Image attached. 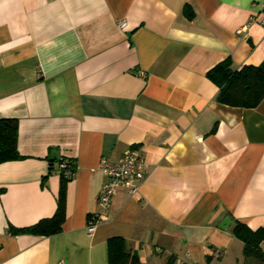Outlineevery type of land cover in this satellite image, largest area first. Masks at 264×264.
I'll use <instances>...</instances> for the list:
<instances>
[{"label":"crops","instance_id":"crops-1","mask_svg":"<svg viewBox=\"0 0 264 264\" xmlns=\"http://www.w3.org/2000/svg\"><path fill=\"white\" fill-rule=\"evenodd\" d=\"M263 61L264 0H0V119L22 157L0 164V264H109L115 237L143 264H258L233 228H264V100L220 104L207 74ZM132 148L140 191L89 235L100 160ZM62 190L58 234L12 231L53 218Z\"/></svg>","mask_w":264,"mask_h":264},{"label":"trees","instance_id":"trees-1","mask_svg":"<svg viewBox=\"0 0 264 264\" xmlns=\"http://www.w3.org/2000/svg\"><path fill=\"white\" fill-rule=\"evenodd\" d=\"M208 78L220 89L217 101L220 104L255 109L264 100V61L258 66H244L240 70L231 69L229 62L217 65L207 74ZM19 124L16 119H0V164L19 160ZM66 180V179H64ZM66 219L65 191H61L59 207L51 219L40 221L27 229H12L14 233H32L52 236L61 231ZM234 236L243 242V255L246 259H256L264 264V228L251 229L243 222H236ZM109 264H143L139 256L128 249L127 242L121 237L108 241Z\"/></svg>","mask_w":264,"mask_h":264},{"label":"built area","instance_id":"built-area-1","mask_svg":"<svg viewBox=\"0 0 264 264\" xmlns=\"http://www.w3.org/2000/svg\"><path fill=\"white\" fill-rule=\"evenodd\" d=\"M126 21L119 22L120 28H125ZM100 170L106 177L102 191L98 197L100 211L89 218L88 233H95L97 226L102 223L111 208L112 200L119 189H126L131 195H137L145 180L148 163L145 155L137 148L127 150L123 156L114 161L111 158L103 157L99 164ZM62 176L67 180H72L76 176V170L69 160L62 159L59 163ZM223 254L221 249H216L214 255L219 257ZM59 264H65L60 262Z\"/></svg>","mask_w":264,"mask_h":264},{"label":"water","instance_id":"water-1","mask_svg":"<svg viewBox=\"0 0 264 264\" xmlns=\"http://www.w3.org/2000/svg\"><path fill=\"white\" fill-rule=\"evenodd\" d=\"M230 223H231V220L228 218L227 220H226V222H225V226H228V225H230ZM227 224V225H226ZM228 228V227H227Z\"/></svg>","mask_w":264,"mask_h":264},{"label":"rangeland","instance_id":"rangeland-1","mask_svg":"<svg viewBox=\"0 0 264 264\" xmlns=\"http://www.w3.org/2000/svg\"><path fill=\"white\" fill-rule=\"evenodd\" d=\"M258 264H262L261 262H258Z\"/></svg>","mask_w":264,"mask_h":264}]
</instances>
